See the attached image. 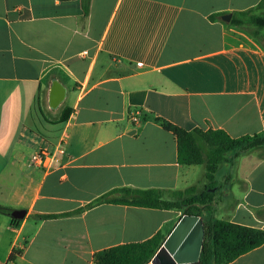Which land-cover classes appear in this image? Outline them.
<instances>
[{
  "label": "crops",
  "instance_id": "crops-1",
  "mask_svg": "<svg viewBox=\"0 0 264 264\" xmlns=\"http://www.w3.org/2000/svg\"><path fill=\"white\" fill-rule=\"evenodd\" d=\"M258 1L90 0L84 16L80 0H0V204L25 210L0 220V264H94L100 249L158 231L165 239L182 209L101 203L37 218L124 186L165 198L194 186L212 194L215 218L264 229V145L231 152L207 188L205 164L179 163L160 120L264 133V29L254 37L222 19ZM54 80L65 93L51 106ZM64 133L62 165L31 163ZM227 264H264V243Z\"/></svg>",
  "mask_w": 264,
  "mask_h": 264
},
{
  "label": "trees",
  "instance_id": "trees-1",
  "mask_svg": "<svg viewBox=\"0 0 264 264\" xmlns=\"http://www.w3.org/2000/svg\"><path fill=\"white\" fill-rule=\"evenodd\" d=\"M82 12L86 16L89 12L90 0H80ZM261 10L260 14L257 11ZM222 13L209 16L211 20L220 19ZM230 25L244 28L254 37L264 29V0H259L255 6L234 11ZM66 120L61 115L59 122ZM165 130L171 131L177 142V160L182 164H205L207 188L214 185V174L223 161L229 160L231 152L235 156L247 150L264 145V133L260 135H242L231 137L222 129L203 130L196 127L188 130L160 119ZM186 195V197H185ZM212 194L195 193V187L189 186L182 190H174L172 198L164 197V190L158 188L140 189L129 186L111 189L102 195L70 211L61 213L41 214L38 219H49L59 216L74 215L101 203L127 204L158 209H182V214L201 215L204 211L206 220L203 223L205 236L196 264H227L239 255L264 243V229L248 227L213 216L211 207ZM197 204H202L198 207ZM0 213L11 216V209L0 204ZM164 236L160 231L143 241L127 242L100 249L93 254L94 264H146L162 244ZM21 250L13 248L8 260L14 261Z\"/></svg>",
  "mask_w": 264,
  "mask_h": 264
},
{
  "label": "water",
  "instance_id": "water-1",
  "mask_svg": "<svg viewBox=\"0 0 264 264\" xmlns=\"http://www.w3.org/2000/svg\"><path fill=\"white\" fill-rule=\"evenodd\" d=\"M228 22L231 14L222 15ZM65 93L64 87L57 81H52L50 89L51 106H56ZM11 216L23 218L25 210H11ZM205 229L199 215L182 214L172 230L151 258L152 264H196L199 261Z\"/></svg>",
  "mask_w": 264,
  "mask_h": 264
},
{
  "label": "built area",
  "instance_id": "built-area-1",
  "mask_svg": "<svg viewBox=\"0 0 264 264\" xmlns=\"http://www.w3.org/2000/svg\"><path fill=\"white\" fill-rule=\"evenodd\" d=\"M138 111L131 110L129 119L137 122ZM65 147V133L61 134L57 142L52 147H41L33 152L30 161L36 167L44 171H50L53 168L63 164V158L68 157ZM146 264H152L151 259Z\"/></svg>",
  "mask_w": 264,
  "mask_h": 264
},
{
  "label": "rangeland",
  "instance_id": "rangeland-1",
  "mask_svg": "<svg viewBox=\"0 0 264 264\" xmlns=\"http://www.w3.org/2000/svg\"><path fill=\"white\" fill-rule=\"evenodd\" d=\"M211 204V203H210ZM0 220H2V221H7V220H9L4 214H1L0 213Z\"/></svg>",
  "mask_w": 264,
  "mask_h": 264
}]
</instances>
